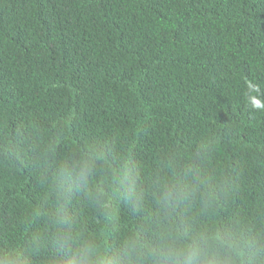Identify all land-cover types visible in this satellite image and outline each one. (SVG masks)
Returning a JSON list of instances; mask_svg holds the SVG:
<instances>
[{"label":"trees","instance_id":"1","mask_svg":"<svg viewBox=\"0 0 264 264\" xmlns=\"http://www.w3.org/2000/svg\"><path fill=\"white\" fill-rule=\"evenodd\" d=\"M101 70L112 122L72 86ZM188 246L264 264V0H0V264Z\"/></svg>","mask_w":264,"mask_h":264},{"label":"clouds","instance_id":"2","mask_svg":"<svg viewBox=\"0 0 264 264\" xmlns=\"http://www.w3.org/2000/svg\"><path fill=\"white\" fill-rule=\"evenodd\" d=\"M119 5L116 3L114 8ZM103 70L97 72H80L76 74L72 81L75 96L79 100H93L96 109L112 111L113 115L102 114L109 122L116 118L115 110L105 101L99 98V88L102 82ZM32 107V104H27ZM111 130L90 128L85 123H78L72 128L70 142L76 145L93 147L109 153V139ZM206 254L199 246H188L185 248L170 247L166 254H162L163 264H214L212 260H207Z\"/></svg>","mask_w":264,"mask_h":264}]
</instances>
